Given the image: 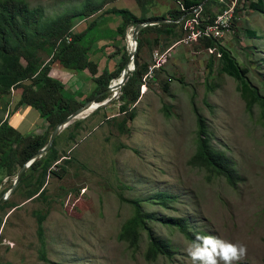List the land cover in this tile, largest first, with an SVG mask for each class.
Returning <instances> with one entry per match:
<instances>
[{"label":"rangeland","instance_id":"374dc122","mask_svg":"<svg viewBox=\"0 0 264 264\" xmlns=\"http://www.w3.org/2000/svg\"><path fill=\"white\" fill-rule=\"evenodd\" d=\"M25 1L30 6H42L45 19H52L81 7L86 0ZM226 1L228 7L233 0ZM238 2L244 3L246 11H240L234 29L217 39L264 95V14L250 10L247 0ZM113 5L114 1L105 8ZM116 6L140 14L135 0H117ZM177 7L175 0H151L147 15L161 16ZM212 9L216 12L218 6ZM82 20H74V31ZM116 21L110 23L112 28ZM247 27L255 36L247 35ZM132 29H127L123 40L126 51L127 34ZM145 37L155 44L136 51L139 61L149 66L154 50L164 56L162 64L147 77L146 88L139 90L135 118L128 120L118 112L120 90L113 92L112 88L106 97L112 102L83 114V118L87 116L84 128L73 142L68 141L64 128L59 132L57 147L72 161L62 178H46V201L25 199L23 190L7 198L18 206L0 211V264H193L186 252L193 242L158 220L148 221V225L172 243L177 252L171 259L146 258L148 239L144 231L136 249L120 241V225L133 213L132 205L124 199L142 200L143 208L155 215L187 216L192 229L244 244L247 255L240 261L264 264V127L258 106L251 113L246 111L236 81L218 70L217 55L211 58L213 53L201 41L168 43L165 36L155 33ZM111 49L107 48L105 58ZM106 65L104 59L103 67ZM14 93L10 89L2 94L0 116ZM192 101L206 117L212 145L234 160L242 177L236 188L222 176L207 179L204 168L188 164L196 147ZM122 120L128 132L119 131L117 124ZM18 170L12 175L0 174V194L11 187ZM161 192L175 198L163 206L158 199ZM36 209L48 210L43 222V248L37 236ZM42 251L50 262L42 258Z\"/></svg>","mask_w":264,"mask_h":264},{"label":"trees","instance_id":"16d2710c","mask_svg":"<svg viewBox=\"0 0 264 264\" xmlns=\"http://www.w3.org/2000/svg\"><path fill=\"white\" fill-rule=\"evenodd\" d=\"M113 1L115 0H86L79 8L65 11L52 19H45L44 9L40 5L30 6L25 0H0V104L2 94L8 93L10 89L20 88V97L14 111L21 105L28 104L45 122L41 132L23 134L15 129L7 119L1 120L0 118V174L5 172L7 175H12L16 168L20 169L27 159L47 143L54 127L76 108L96 95H98L95 98L96 101L106 99L108 95L101 94V92L113 79L119 77L128 56L123 40L129 27L134 28L136 24L151 19L170 20L146 25L140 29L137 36V52H139L141 47L147 45L152 48L153 43L155 44V40L152 41L145 37L148 33L163 35L168 43L177 42L184 33L183 19L177 20L184 14L187 16L193 7L201 4L204 19L212 22L216 14L227 5L226 0L222 2L175 0L179 3V8H171L161 16H148L147 5L151 3V0H135L140 8V15L124 7L105 8ZM214 5L218 6L216 12L212 9ZM247 6L250 10L264 14V0H247ZM237 10L236 7L233 17ZM97 12H100L99 15L88 21L83 30H73L74 20L77 17L87 19ZM113 20H119L115 29L110 26ZM236 22L233 18L231 28H235ZM246 33L250 37L256 34L248 27ZM103 39H114L115 49L112 55H120L113 70L104 67L100 71L98 64L89 57V53L96 47L97 42ZM200 41L206 49L215 48V53L210 57L219 53V56L217 55L218 70L236 81V88L244 100L247 112L251 113L253 107L258 106L264 127V95L250 81L230 50L217 38L210 37ZM120 44L122 45L119 46ZM53 63L76 72L86 70L95 84L93 92L84 100L77 99L79 93L67 95L64 92V84L50 73ZM208 66H212V59L209 60ZM147 69L148 65L141 63L136 53L134 69L119 89L120 94L117 98L120 102L118 112L124 114L128 120H133L136 116L135 104L139 100L142 77ZM164 88L166 89V84ZM108 102H112V99ZM7 103L4 104L3 109L6 108ZM192 110L196 122V147L188 159V164L204 168L208 172L207 179L222 176L230 186L236 188L242 177L235 167L234 160L225 151L212 145L206 117L193 101ZM94 113L93 111L92 115ZM84 118L74 119L64 128L68 133V141L73 142L84 128ZM117 125L119 131H129L125 121H119ZM56 138L52 146L28 166L13 192L23 190L25 199L46 201V178L48 175L62 178L68 164L72 161V157H69L65 151L58 149ZM173 198L175 196L168 192L158 194L159 202L163 206ZM124 200L132 205L133 213L120 225L118 239L136 249L141 232L144 231L148 239L146 258L149 260H154L158 256L171 259L177 251L167 238L154 233L148 221L158 220L163 225L173 226L193 243L198 235H211L207 230L192 229L187 216L155 215L143 208L140 199ZM16 206H18L17 203L5 200L0 204V211ZM47 212L48 210L42 211L41 209L34 211L37 236L42 248L45 246L43 222ZM41 256L45 261L50 262L43 251ZM234 264L250 263L239 261Z\"/></svg>","mask_w":264,"mask_h":264},{"label":"crops","instance_id":"0c3cea01","mask_svg":"<svg viewBox=\"0 0 264 264\" xmlns=\"http://www.w3.org/2000/svg\"><path fill=\"white\" fill-rule=\"evenodd\" d=\"M116 1L117 0L114 1L115 5H113V6L116 8H122L120 6H116ZM137 15H140V14H137ZM89 18L83 19V20H85L84 27H82V25H81L83 20L80 21L77 24V29L75 31L83 30L86 27L87 22L93 19V18L92 19H89ZM116 22H117L116 23V25H117L119 20ZM114 28H112V29H114ZM106 40L107 39L99 40L97 42L96 47L89 53L90 59L95 61L98 64L100 71L104 68L103 67V60L104 59L107 60L106 67L109 70H113L116 67V63H117V55H113V56L111 55L113 53L115 40L114 39H112V40L108 39V41H106ZM106 45H108V47ZM110 46L113 48V49H111L112 52L110 53V55L107 56V58H105L106 57L105 56L106 50H107V48H110ZM101 47H103V49H101ZM109 50L110 49H108V51ZM112 62H113V65L115 64V66L112 65ZM101 64H102V66H101ZM50 73L52 76L56 77L57 79H59L64 84V92L67 95H71V94L75 95V94L79 93V96L77 97L78 100H84L95 89V84L90 79L89 74L86 70L76 72L74 70H69V69L63 68V67L59 66L57 63H53L51 65ZM14 92L15 93H14L12 99L8 100L6 108L5 109L2 108L3 115L0 116L1 120L7 119L8 122L15 129H17L19 132H21L23 134H32V133L41 132V130L45 126V122L39 116L38 112L32 106H30L28 104H24V105H21L20 107H18L14 111L15 105H16L17 101L19 100V97H20L21 89L15 88ZM11 108H12V110H11ZM12 119H13V122H12ZM31 121L33 122V125H31ZM31 129H33V130H31ZM28 132H31V133H28Z\"/></svg>","mask_w":264,"mask_h":264},{"label":"built area","instance_id":"2783aa9c","mask_svg":"<svg viewBox=\"0 0 264 264\" xmlns=\"http://www.w3.org/2000/svg\"><path fill=\"white\" fill-rule=\"evenodd\" d=\"M218 2H222L223 0H216ZM181 6V5H180ZM238 8L235 16L233 17V13L235 8ZM182 8V7H181ZM246 11L244 7V3L238 2V0H233L232 4L224 9H222L219 13L216 14L215 18L212 22H207L203 15H202V7L201 4L193 7L190 12H188L187 16L183 18V35L176 43H192L198 42L201 39L205 38H219L223 36L224 31L231 28L232 19H239L240 18V11ZM210 53H215V48H207ZM153 62L148 66L146 73L142 77V84L140 86L141 92H143V88H146V79L147 77L151 76L153 70L159 67L162 64V56L163 53L159 52L158 50L153 51ZM219 56V53H217ZM105 100V99H104ZM103 101H94L96 109L101 105H104ZM92 109V110H93ZM86 116V115H85Z\"/></svg>","mask_w":264,"mask_h":264},{"label":"water","instance_id":"95a60500","mask_svg":"<svg viewBox=\"0 0 264 264\" xmlns=\"http://www.w3.org/2000/svg\"><path fill=\"white\" fill-rule=\"evenodd\" d=\"M184 16H186V14H184L180 19H178L177 21H180L181 19L184 18ZM170 20L168 19H163V18H158V19H151V20H147L145 22H141L135 25V27L132 29V40L134 42V48L132 51H127V59L125 61V64L123 66V69L119 75V77H121L119 83L117 84V88L120 89L121 86L125 83V81L127 80L128 76L130 75L131 71L134 69V56L135 53L137 51L138 48V40H137V35L140 31V29L146 25H153V24H158V23H163V22H168ZM117 89V90H118ZM112 91V83H110L107 88L101 92V94L104 93H110ZM98 95H96L94 98L90 99L89 101H86L82 106L76 108L69 116H67L63 121L59 122L54 129L50 132V135L48 137V141L47 143L40 148L33 156H31L29 159H27V161L21 166V168L18 170L15 179L11 185V187L3 192L0 195V204L2 202H4L5 200H7V198L12 194V192L14 191L17 183L20 181L23 173L26 171V169L28 168V166L35 160V158L42 156L53 144L55 138L57 137V135L59 134V132L65 128L71 121H73L74 119L77 118H83V114L90 108L91 103L95 101V98ZM114 97V95H113ZM112 98H106L104 100V103H107L108 101H110Z\"/></svg>","mask_w":264,"mask_h":264},{"label":"clouds","instance_id":"9594fccd","mask_svg":"<svg viewBox=\"0 0 264 264\" xmlns=\"http://www.w3.org/2000/svg\"><path fill=\"white\" fill-rule=\"evenodd\" d=\"M186 252L193 264H234L246 257L247 247L212 235H198Z\"/></svg>","mask_w":264,"mask_h":264},{"label":"bare ground","instance_id":"6f19581e","mask_svg":"<svg viewBox=\"0 0 264 264\" xmlns=\"http://www.w3.org/2000/svg\"><path fill=\"white\" fill-rule=\"evenodd\" d=\"M127 43H128V46H129V51H132L133 50V48H134V42H133V40H132V34H131V32H129L128 34H127ZM120 79H121V77H117L116 79H114L113 81H112V88L114 89V91L113 92H116L117 91V84L119 83V81H120ZM95 103H91V106H90V108L86 111V112H88V111H90V110H92L94 107H95Z\"/></svg>","mask_w":264,"mask_h":264}]
</instances>
